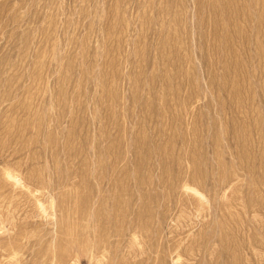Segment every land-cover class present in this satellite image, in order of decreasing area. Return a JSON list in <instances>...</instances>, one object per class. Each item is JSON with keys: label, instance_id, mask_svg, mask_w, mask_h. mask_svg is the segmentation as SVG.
I'll return each instance as SVG.
<instances>
[{"label": "rangeland", "instance_id": "374dc122", "mask_svg": "<svg viewBox=\"0 0 264 264\" xmlns=\"http://www.w3.org/2000/svg\"><path fill=\"white\" fill-rule=\"evenodd\" d=\"M0 264H264V0H0Z\"/></svg>", "mask_w": 264, "mask_h": 264}]
</instances>
